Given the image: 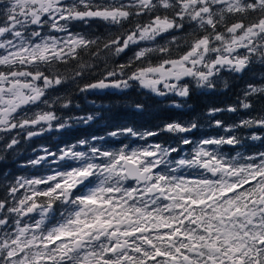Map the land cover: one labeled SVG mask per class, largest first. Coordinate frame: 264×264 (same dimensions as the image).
I'll use <instances>...</instances> for the list:
<instances>
[{"label":"snow or ice","instance_id":"6c2138e0","mask_svg":"<svg viewBox=\"0 0 264 264\" xmlns=\"http://www.w3.org/2000/svg\"><path fill=\"white\" fill-rule=\"evenodd\" d=\"M257 64L264 0H0V264H264V86L205 123L72 114L76 95L188 98Z\"/></svg>","mask_w":264,"mask_h":264},{"label":"trees","instance_id":"16d2710c","mask_svg":"<svg viewBox=\"0 0 264 264\" xmlns=\"http://www.w3.org/2000/svg\"><path fill=\"white\" fill-rule=\"evenodd\" d=\"M264 72V68L258 64L242 76L224 71L215 81V91L195 90L188 98H181L170 94L165 98L156 97L155 95L147 94L146 90L131 89L124 93H101L99 95H90L87 101H94V104H89L83 96L76 95L73 97L74 104H80L84 110L83 113L72 114H88L93 111H102L107 117H110L117 123L134 126L137 129H153L158 124L162 126L165 120L172 119H191L199 116L201 123H205L208 119L207 112L212 107H226L235 101L238 96L242 95V91L247 87L248 83H256L257 86H264V81H260V73ZM255 75V80H253ZM227 83V87H225ZM64 90H61L63 92ZM60 92L53 95H59ZM258 99V97H254ZM140 103L144 105L142 112H137L130 105ZM180 104L184 107L175 108L173 105ZM264 105L261 101L256 106ZM217 119H224L226 122H232L235 117L230 113L217 114ZM106 128L99 120L88 127L78 128L73 131L71 137H65L69 141L79 139L84 135H104ZM54 139H59L53 133L44 138H35L32 146L36 147L42 143H50ZM25 155L26 154H22ZM11 159V158H10ZM18 163H23V160H18ZM9 167L11 165L9 164ZM27 170L16 171V175L26 174Z\"/></svg>","mask_w":264,"mask_h":264}]
</instances>
